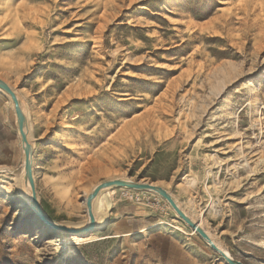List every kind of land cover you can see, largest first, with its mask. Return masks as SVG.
<instances>
[{"label": "rangeland", "instance_id": "rangeland-1", "mask_svg": "<svg viewBox=\"0 0 264 264\" xmlns=\"http://www.w3.org/2000/svg\"><path fill=\"white\" fill-rule=\"evenodd\" d=\"M0 79L27 113L49 218L86 222L100 182L149 183L264 264V0H0ZM12 108L0 92V264H226L162 197L125 188L94 208L99 241L63 243L23 200Z\"/></svg>", "mask_w": 264, "mask_h": 264}, {"label": "water", "instance_id": "water-1", "mask_svg": "<svg viewBox=\"0 0 264 264\" xmlns=\"http://www.w3.org/2000/svg\"><path fill=\"white\" fill-rule=\"evenodd\" d=\"M0 89L4 91L6 94L9 95L13 107L14 112L16 115L17 120V129L19 130V138H20V144L23 149L22 153V161L24 164L25 169V177H24V186H25V193L23 194V200L26 203V205L29 207V209L32 211V213L43 223L45 224L49 229L54 230H61L65 232L66 234L70 235H78L81 233H91L95 231V218L92 212V203L94 199L98 196V194L103 190L107 188H128V189H136L143 192H149L153 191L157 194H159L164 200L168 202V204L171 206V208L175 211L178 218L186 224L189 229H192L197 233V235L206 243V245L214 252L216 253L226 264H243L240 261L234 260L229 255L225 254L221 249H219L210 239V237L206 234V232L199 227V225L195 222H193L175 203L171 195L164 190L161 187L153 186L149 183H139V182H132V181H123L119 179L114 180H107L98 183L97 187L89 193L85 198V207L87 209V224L86 227H82L84 229H81V231H77L75 229H71L68 226L62 224L61 222L54 221L53 219L49 218L41 207L39 206L35 193L32 189H29L28 182L30 179H33V147L29 142L27 141V135L29 132V126L27 122V118L23 114L21 110V104L22 101L19 98V95L17 92H14L7 84L4 82V80L0 79ZM16 91V90H15ZM21 149V152H22ZM24 157V161H23Z\"/></svg>", "mask_w": 264, "mask_h": 264}, {"label": "bare ground", "instance_id": "bare-ground-1", "mask_svg": "<svg viewBox=\"0 0 264 264\" xmlns=\"http://www.w3.org/2000/svg\"><path fill=\"white\" fill-rule=\"evenodd\" d=\"M27 15V14H26ZM30 15V14H29ZM28 16V15H27ZM32 18V17H31ZM10 87V86H9ZM11 88V87H10ZM13 91L14 89L11 88ZM0 92H3L6 96H8V98L10 99L9 95L6 94L4 91H2L0 89ZM15 92V91H14ZM11 101V99H10ZM10 104V103H9ZM11 104H12V107H13V103L11 101ZM14 110V107L12 108ZM21 110L23 112V114L25 115V117L27 118V113L25 112V110L21 107ZM14 115H15V112H14ZM15 118H16V115H15ZM28 119V118H27ZM17 121V120H16ZM28 122V120H27ZM29 124V123H28ZM29 126V125H28ZM30 129V128H29ZM30 131V130H29ZM18 133H19V130H18ZM31 137H29L27 135V141L29 142V144H31V146L33 147V151L36 150V145L33 144L32 140L30 139ZM22 148V147H21ZM73 146H69V150H73ZM22 153H23V149H22ZM23 161H24V157H23ZM6 168V167H5ZM5 168L4 171H5ZM2 169V170H3ZM9 171V170H8ZM11 171V170H10ZM10 171H9V174H10ZM1 172V171H0ZM3 172V171H2ZM7 172V171H6ZM5 174V173H3ZM25 169H24V164L22 163V167L21 169L17 172V175L24 181V177H25ZM6 175V174H5ZM5 183V182H4ZM9 186V185H8ZM28 187L29 189H32L35 193V196H36V199H38L37 197V190H36V184L34 183L33 179H30L29 182H28ZM7 188L8 187H5L3 185H0V190L3 191V192H7ZM116 188H105L103 189L99 194L98 196L94 199L93 203H92V212H93V215H94V218H95V230L96 231H100V230H104L106 229L107 225H108V216L106 215V212H104L102 215H98L97 214V211H96V214L94 213V208L96 209L97 208V205H98V202L100 200V197L101 195L103 194H107L109 196H112L114 193H115V190ZM121 189V188H120ZM125 189H128V188H125ZM9 190V189H8ZM130 190H136V189H130ZM9 192V191H8ZM149 192H153V191H149ZM155 193V192H154ZM157 194V193H155ZM159 197H161L159 194H157ZM172 197V196H171ZM174 200V199H173ZM166 201V200H165ZM167 202V201H166ZM101 203V202H100ZM168 203V202H167ZM83 206L85 208V211L87 213V209L85 207V199L83 200ZM178 206V205H177ZM171 207V206H170ZM179 207V206H178ZM106 208V206H105ZM180 208V207H179ZM172 209V208H171ZM98 210V209H97ZM173 210V209H172ZM173 212L175 213V211L173 210ZM184 212V211H183ZM185 213V212H184ZM108 214V213H107ZM186 214V213H185ZM176 215V213H175ZM177 216V215H176ZM188 216V215H187ZM189 217V216H188ZM193 222L197 223L199 225L200 228L203 229V224H202V221L197 219L196 221L193 220V218H191V216L189 217ZM62 224L68 226L69 228L71 229H75L77 231H81V229H84L82 227H86V224H87V220L86 222H83V223H66V222H61ZM165 224L164 222H157L155 224H153L151 227H156V226H159V225H163ZM151 227H148L146 229H149ZM146 229H143V230H138V231H135V232H131L127 235H139L141 234L143 231H145ZM54 232H57V233H65L61 230H54ZM191 235H195L196 232L193 231L191 229V232H190ZM88 233H81V234H78V235H72V237L70 236L71 239L69 240H66L65 244L67 245H84V244H91V243H94V242H97L100 240V238L98 236H91V237H87ZM123 236H126L125 234H115V235H112V236H106L102 239H106V238H120V237H123ZM211 241L214 243V239L212 237H210ZM215 244V243H214ZM216 245V244H215ZM218 247V246H217ZM219 248V247H218ZM220 249V248H219ZM225 254H227L226 252H224ZM228 255V254H227Z\"/></svg>", "mask_w": 264, "mask_h": 264}, {"label": "built area", "instance_id": "built-area-1", "mask_svg": "<svg viewBox=\"0 0 264 264\" xmlns=\"http://www.w3.org/2000/svg\"><path fill=\"white\" fill-rule=\"evenodd\" d=\"M125 190H126V189H125ZM131 196H132V195L129 194V193H127V192L124 193V197L130 198Z\"/></svg>", "mask_w": 264, "mask_h": 264}, {"label": "crops", "instance_id": "crops-1", "mask_svg": "<svg viewBox=\"0 0 264 264\" xmlns=\"http://www.w3.org/2000/svg\"><path fill=\"white\" fill-rule=\"evenodd\" d=\"M18 137H19V133H18ZM19 141H20V138H19ZM21 145V144H20ZM140 230V229H139ZM136 231H138V230H136Z\"/></svg>", "mask_w": 264, "mask_h": 264}]
</instances>
